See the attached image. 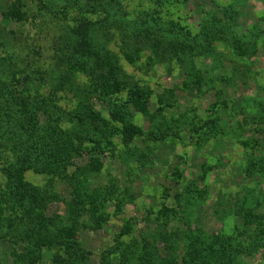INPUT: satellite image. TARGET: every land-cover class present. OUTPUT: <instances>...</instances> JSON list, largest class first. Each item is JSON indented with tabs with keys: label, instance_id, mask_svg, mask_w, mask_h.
<instances>
[{
	"label": "rangeland",
	"instance_id": "374dc122",
	"mask_svg": "<svg viewBox=\"0 0 264 264\" xmlns=\"http://www.w3.org/2000/svg\"><path fill=\"white\" fill-rule=\"evenodd\" d=\"M152 20L170 33L157 60L147 49L129 63L120 39L130 41L129 51L138 39L133 34L151 30ZM121 25L127 32L118 30ZM69 30L90 34L89 42L115 53L131 88L150 94L135 103L130 87L106 103L94 95L90 101L99 114L110 120L111 107H119L135 130L111 137L109 128L97 137L100 144L83 140L87 154L71 157L61 178L33 169L24 173L25 182L51 197L33 224L25 222L28 227L63 221L48 223L38 243L23 236L27 225L1 227L14 215L9 201L10 210L1 204L7 178L0 160V264H12L14 254L31 244L36 251L35 243L37 264H53L62 249L50 243L67 228L91 254L90 264H99L118 242L131 246L132 264H139L144 247L157 264H185L193 238H202V248L217 249L212 236L237 243L223 258L209 252L204 264H264V0H0V68L11 56L14 69L33 71L27 83L47 94L56 79L37 72L67 69L54 55L62 43L58 37ZM173 34L186 40L189 54L169 51ZM19 80L18 88L24 82ZM59 98L67 110L74 107L63 92ZM92 159L100 170L90 168ZM74 174L79 181L72 186ZM74 198L79 213L67 214L66 202ZM112 261L122 263L118 252Z\"/></svg>",
	"mask_w": 264,
	"mask_h": 264
},
{
	"label": "trees",
	"instance_id": "16d2710c",
	"mask_svg": "<svg viewBox=\"0 0 264 264\" xmlns=\"http://www.w3.org/2000/svg\"><path fill=\"white\" fill-rule=\"evenodd\" d=\"M104 1L109 3L115 0ZM152 22L150 23L151 30H149L150 28L139 30V34H133L135 38L132 39H138L134 41L133 47L129 51L127 46L131 45L130 41L125 39L126 43H123V40L120 39L123 46L121 52L129 63L135 64L138 62L140 56L147 49L154 54V61L157 60L156 56H158L157 53L161 47V40L167 35L168 30L163 27L162 23L160 24L154 20ZM117 28L121 32H127L126 25L117 26ZM169 30L179 33V29ZM220 34H222L220 30L215 31L210 34L209 38H216ZM89 36L90 34H79L69 30L63 38L58 37V39H62V43L60 48L56 49L54 57L66 65L67 69H50L49 72H37V75H41L42 78L56 79L46 88L48 89L47 94L43 93L41 88L34 87V89L32 85L27 83L33 77L32 70L14 69L17 62L11 56L2 60L4 62L1 65L3 69L0 68V160L4 162L1 168L7 178V183L5 184L1 204L4 203L7 207L8 203L6 202L9 201L14 216L6 218V222L9 223L1 227L7 226L9 229L22 227L23 229L27 225L25 222L30 221V224H33L36 221L35 214L38 215L43 210L44 205L51 199V197L41 195L39 188L24 181V173L28 170L33 169L35 172L61 178L69 167L71 157H78L86 153V148H83L81 143L83 140L88 139L93 144H100L96 140L97 137L109 132V128L111 129V137L119 135L124 130L128 132L135 130L129 122L131 117L123 115L121 108L112 106V111L109 114L110 120H107L94 109L90 100L94 95H97V100L106 103L113 94L120 92L122 88L129 87V91L132 92L130 102L133 100L134 103L137 100L140 101L142 96L148 97L150 93H141L136 89L137 87L131 88L130 81L132 78L123 75V69L118 68L117 55L115 53H112V55L104 47H99L94 41L89 42ZM185 41L180 35L173 34L171 40L168 41L169 43L167 42L169 51L186 53L188 46ZM162 50L165 52L166 47H162ZM190 51L191 49L187 50L186 54H189ZM111 58H113V61H111ZM10 59L12 62H10ZM21 76L24 82L18 88L19 85L18 87L16 85L20 84L19 77ZM82 77H85L87 81L79 83L78 81ZM61 92L65 94L68 103L75 104L72 109L67 110L60 104L59 94ZM67 95H70L71 98L69 99ZM124 116L126 120H124ZM98 122L104 123L107 127L104 128L105 125L98 127ZM119 123L122 124V128H119ZM90 168L100 170L99 160L92 159ZM79 171L85 173L87 169ZM64 177L67 178L66 175ZM78 181V175L76 174L69 178V183L72 186ZM53 198L58 199L56 195ZM75 202V198L66 202L67 214L73 213L76 215L79 213L75 207ZM8 208L10 210L9 204ZM67 217L70 218V215ZM2 219L4 220V218ZM62 222L61 217L48 219L43 224L41 221L37 227L34 226V231H32L33 228L30 225L29 227L27 225L30 233L28 231L23 236L34 242L38 240L37 237L44 235L41 231L49 227L48 223H50V226H56ZM38 227L39 229H37ZM61 228L66 227L61 226ZM68 229H61V234L54 235L55 238L50 243L57 244L62 249L60 254L55 256L53 264H90L91 254L78 244L76 235ZM127 229H130L129 224ZM123 235L125 236L127 233L121 232L120 237ZM2 237L4 238V234H2ZM200 239L202 238H193L189 243L190 247L187 246L190 249L184 254L185 264H197L199 261L200 264H204L203 261L209 258V252H214V256L219 255L220 258H223L222 256L228 253V246L233 247L237 243V239L226 240L223 237L212 236L211 239L219 244L217 249L213 251L212 248H202V240ZM36 242L38 243V241ZM119 243L108 255L102 256L99 264H114L112 255L116 252L120 254L122 259V263L119 264L133 263L135 254L131 251V246L120 248L123 245ZM34 247L36 251L31 244V249L28 247L26 252L15 253L12 264H37L40 254H37L38 245L36 243ZM137 257L139 264H157L155 262L157 260L150 257L146 247L142 252H138ZM171 262L175 261L169 259L165 264H176Z\"/></svg>",
	"mask_w": 264,
	"mask_h": 264
}]
</instances>
